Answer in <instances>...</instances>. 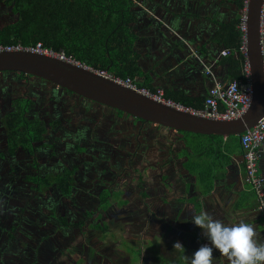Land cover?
Listing matches in <instances>:
<instances>
[{
  "label": "flooded vegetation",
  "instance_id": "obj_1",
  "mask_svg": "<svg viewBox=\"0 0 264 264\" xmlns=\"http://www.w3.org/2000/svg\"><path fill=\"white\" fill-rule=\"evenodd\" d=\"M13 15L0 0V21ZM170 130L48 80L1 72L0 264H157L160 255L146 256L141 244L142 263L109 245L134 215L161 232L160 195L179 208L172 181L189 179L180 166L189 156H175ZM163 148L160 161L153 154Z\"/></svg>",
  "mask_w": 264,
  "mask_h": 264
},
{
  "label": "crops",
  "instance_id": "obj_2",
  "mask_svg": "<svg viewBox=\"0 0 264 264\" xmlns=\"http://www.w3.org/2000/svg\"><path fill=\"white\" fill-rule=\"evenodd\" d=\"M132 6L135 20L130 23V27L135 37L134 50L139 54L141 70L137 82L146 83L153 89L163 88L175 97L197 103L206 99L215 86L237 81L228 77V67L224 64V58L232 54V51L223 48L218 36L223 27L240 19L241 7L238 0H133ZM237 28L240 31L238 25ZM243 47L242 41L241 52L246 57ZM224 51H229V54L224 56ZM247 73L250 74L248 62L245 65L248 81ZM175 139L178 140L175 156L179 158L182 151H187L190 155L192 151L189 144L193 142L188 143L182 134ZM186 162L187 160L180 164L183 166L181 175L184 178L189 176V179L183 180L180 173L176 174L179 187L174 196L182 202L183 206L176 209L178 217L182 219H178L173 225L179 228L186 223L190 228L193 216L206 212L213 219L228 225L241 221L253 224L258 233V241L264 242V215L254 190L247 182L243 157L234 156L232 163L223 169L217 163L216 167L220 172L217 173L214 188L204 195L200 193L196 177L187 174ZM259 167L264 177V145L260 148ZM176 238L185 252L178 253L173 249L174 264H181L186 257H191L195 247L198 250L207 243L206 238L202 242L190 238L187 239L188 243L186 237ZM167 240L166 243L160 240V244H170L172 247L176 243L175 240ZM217 258V264H231L221 253L217 254ZM185 261L188 264V260Z\"/></svg>",
  "mask_w": 264,
  "mask_h": 264
},
{
  "label": "trees",
  "instance_id": "obj_3",
  "mask_svg": "<svg viewBox=\"0 0 264 264\" xmlns=\"http://www.w3.org/2000/svg\"><path fill=\"white\" fill-rule=\"evenodd\" d=\"M12 9L18 19L0 28V46L24 47L42 43L55 52H65L67 56L96 70L121 78L136 80L141 76L139 54L134 50L135 37L130 23L135 18L132 14L133 0H1ZM242 9V4L240 3ZM239 19L223 27L218 38L224 49L232 54L224 58L227 75L231 80L247 83L245 75L246 57L241 52L243 34L238 30ZM145 87L151 91L146 83ZM166 97L194 110H203L205 100L197 103L175 97L166 91ZM187 137L199 139L189 144L185 170L197 179L201 195L210 193L218 178L220 163L229 166L234 156L243 157L240 137L231 136L226 140L222 136H205L179 132ZM206 142H205V141ZM199 158V159H198Z\"/></svg>",
  "mask_w": 264,
  "mask_h": 264
},
{
  "label": "water",
  "instance_id": "obj_4",
  "mask_svg": "<svg viewBox=\"0 0 264 264\" xmlns=\"http://www.w3.org/2000/svg\"><path fill=\"white\" fill-rule=\"evenodd\" d=\"M263 3L264 0H251L248 7L246 57L253 96L247 113L236 120H217L179 111L117 84L101 71L27 51L0 52V73L21 72L48 80L86 99L176 132L240 137L264 117Z\"/></svg>",
  "mask_w": 264,
  "mask_h": 264
},
{
  "label": "built area",
  "instance_id": "obj_5",
  "mask_svg": "<svg viewBox=\"0 0 264 264\" xmlns=\"http://www.w3.org/2000/svg\"><path fill=\"white\" fill-rule=\"evenodd\" d=\"M238 1L242 4L238 27L243 34L244 47L242 48V51L245 52L246 34L248 29V7L251 0ZM261 24V32L264 42V3L262 7ZM20 51H27L35 54L54 57L67 63L80 65L89 70H94L78 62L75 58L67 56L63 51L55 52L50 48L44 47L42 43H38L35 46L30 47H24L21 44L7 47L0 46V52ZM228 54L229 51L223 52L224 56ZM101 74L106 78L113 80L117 84L136 91L153 101L173 107L179 111L200 115L205 118L225 121L236 120L243 117L247 113L252 103L253 87L251 85L249 73H247L248 81L245 84L239 81H233L226 85H217L212 88L206 97L204 109L198 111L188 108L180 103H176L172 99H168L163 88H157L155 91H151L148 88L140 87L138 82L131 78H117L104 71H101ZM240 141L243 149V163L245 167L246 179L251 185V188L254 190L259 201V208L264 215V177L261 175L259 167L260 148L264 145V117L257 123L255 127L243 133L240 136Z\"/></svg>",
  "mask_w": 264,
  "mask_h": 264
},
{
  "label": "rangeland",
  "instance_id": "obj_6",
  "mask_svg": "<svg viewBox=\"0 0 264 264\" xmlns=\"http://www.w3.org/2000/svg\"><path fill=\"white\" fill-rule=\"evenodd\" d=\"M17 19H18L17 15H13L12 17L6 16L3 20L0 21V28L16 21ZM170 132L172 133L173 131L170 130ZM180 135L181 134L176 132V131L172 134V136H175L177 138H179ZM185 139L188 141V143H190L192 141L193 144L198 142L199 140H202V139H199L195 136H190V135L185 137ZM165 141L169 142V140H165ZM190 144H192V143H190ZM163 149L165 150V152L164 151L162 152ZM163 149L162 150L156 149L154 151V154H153V156L158 157V159L160 161H162L161 160L162 156H166V157L168 156V154H166L167 148H163ZM151 160H152V162L155 161L154 158ZM150 167H148V168H150ZM163 173H165V172L163 171ZM174 182L177 185L176 176H174V181H172L173 186L175 184ZM158 194H160V193L158 192L157 195ZM119 196H120V194H119ZM169 197H170V195H168V193L160 195L158 197V198H160V204L163 205L164 207H166V209L163 212H161L160 214H157V216H158L157 219H158V222L160 224V228H162L161 232L159 231L157 234L153 235V233H151V226L149 225V222H150L149 219H147V221L144 222L142 217L141 218L138 216L136 217L135 215L133 217L135 220H132V221L127 220V221H124L125 223L121 222L124 225V227L123 226H116L115 227L114 234H115L116 239L111 238V244L109 245V247L110 248L114 247L113 250L114 249L116 250L117 256L123 257L125 259L128 258L129 260H131L130 261L131 263L137 262L138 260L140 261V258L138 256V253L140 251V247L138 244H141L142 250L145 251L143 254H145L148 257L149 256L155 257V255L157 256L158 254L162 253V254H160L161 257L159 256L160 259H158L159 261L157 264H163L164 262L161 261L163 258H167L166 264H170L171 262H172V264H174V262H175L173 260L174 256L171 254L173 252V246L171 247L170 244L169 245L160 244L159 239L164 240V243H166L165 240H167V239H168L167 242L170 239L172 241L175 240L176 242H178L179 240H176V239H180V238L175 239L176 235L181 236V237H186L185 240L190 239V238H194L195 241H197V242H199V241L202 242V240L205 239V237L202 235V230L200 228L198 229L197 227H195L194 223H190L189 224L190 229H187V230L183 229V228H178V227L176 228L173 225V223L177 222L178 219H182V218L178 217V213H177L176 209H174L172 207V205L169 204ZM178 205H179V208L183 206L182 202H180ZM184 216H186V213H184ZM116 223H118V222H116ZM141 223L142 224L147 223V226L142 227ZM145 229H147L145 232L146 237H144L143 233H140L142 231H145ZM148 236H153V237L151 238ZM123 237H124V239H126V242L125 241L121 242L122 241L121 238H123ZM141 237H143V238H141ZM143 239H146L145 243H143ZM181 241H183V240L181 239ZM187 243H188V240H187ZM187 243H186V246H187ZM195 248L192 251V253H194L196 251ZM217 254H219L218 251L213 253L215 264H217V260H218ZM185 260L181 264H187ZM140 262L142 263V258H141ZM136 264H139V263H136Z\"/></svg>",
  "mask_w": 264,
  "mask_h": 264
},
{
  "label": "clouds",
  "instance_id": "obj_7",
  "mask_svg": "<svg viewBox=\"0 0 264 264\" xmlns=\"http://www.w3.org/2000/svg\"><path fill=\"white\" fill-rule=\"evenodd\" d=\"M192 222L202 230L207 243L190 258L186 257L188 264H214L216 251L225 255L231 264H264V242L258 241L253 224L241 221L228 225L206 212L193 216ZM173 249L185 252L180 242L174 243Z\"/></svg>",
  "mask_w": 264,
  "mask_h": 264
}]
</instances>
